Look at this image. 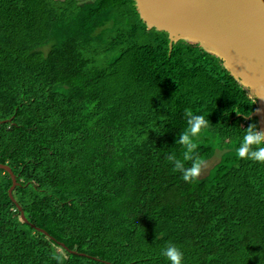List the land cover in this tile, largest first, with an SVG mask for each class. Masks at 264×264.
Returning <instances> with one entry per match:
<instances>
[{
	"label": "trees",
	"instance_id": "16d2710c",
	"mask_svg": "<svg viewBox=\"0 0 264 264\" xmlns=\"http://www.w3.org/2000/svg\"><path fill=\"white\" fill-rule=\"evenodd\" d=\"M257 106L135 0H0V162L19 182L15 201L0 167V264H169V243L183 264H264V164L236 155ZM185 109L217 157L193 183L167 160Z\"/></svg>",
	"mask_w": 264,
	"mask_h": 264
},
{
	"label": "water",
	"instance_id": "95a60500",
	"mask_svg": "<svg viewBox=\"0 0 264 264\" xmlns=\"http://www.w3.org/2000/svg\"><path fill=\"white\" fill-rule=\"evenodd\" d=\"M135 5L148 28L169 33L171 48L185 39L222 58L232 75L257 98L258 106L248 117L256 115L264 131V0H135ZM0 167L11 173L9 193L16 201L17 176L8 163L0 162ZM18 207L29 221L22 205Z\"/></svg>",
	"mask_w": 264,
	"mask_h": 264
},
{
	"label": "clouds",
	"instance_id": "9594fccd",
	"mask_svg": "<svg viewBox=\"0 0 264 264\" xmlns=\"http://www.w3.org/2000/svg\"><path fill=\"white\" fill-rule=\"evenodd\" d=\"M184 115L187 128L176 141L182 147V158L172 154L167 156V160L172 163L174 172L182 174V179L186 183H193L200 177L205 163L198 155L197 149L202 133L209 128V121L204 115L194 114L191 109H185ZM236 155L240 160L264 164V131L259 130L255 123L244 129ZM187 163H190V166H186ZM161 254L169 264H183V252L174 244L166 245ZM52 258L57 264H64V256L61 253L53 252Z\"/></svg>",
	"mask_w": 264,
	"mask_h": 264
},
{
	"label": "rangeland",
	"instance_id": "374dc122",
	"mask_svg": "<svg viewBox=\"0 0 264 264\" xmlns=\"http://www.w3.org/2000/svg\"><path fill=\"white\" fill-rule=\"evenodd\" d=\"M217 160V157L213 158L211 161L204 163L203 169L201 173H205L206 171L210 170L211 166Z\"/></svg>",
	"mask_w": 264,
	"mask_h": 264
}]
</instances>
